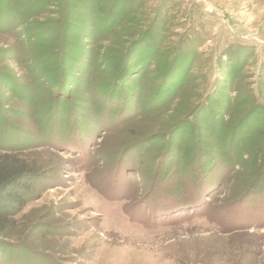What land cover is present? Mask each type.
Listing matches in <instances>:
<instances>
[{
    "label": "rangeland",
    "instance_id": "obj_1",
    "mask_svg": "<svg viewBox=\"0 0 264 264\" xmlns=\"http://www.w3.org/2000/svg\"><path fill=\"white\" fill-rule=\"evenodd\" d=\"M64 38L70 72L52 81L43 63ZM155 45L194 55L160 71ZM112 67L132 71L116 84ZM181 74L191 82L178 92ZM149 100L169 107L149 113ZM255 106L264 107V0H0V146L43 167L17 228L0 236V264H264V229H246L264 227V193L225 204L241 166L220 186L224 152L208 177L219 187L210 181L194 209L159 193L197 185L198 173L186 175L202 167L195 157L220 151L206 119L219 114L230 130L246 121L239 142ZM193 111L204 139L183 135ZM183 141L195 150L176 174L168 156Z\"/></svg>",
    "mask_w": 264,
    "mask_h": 264
},
{
    "label": "trees",
    "instance_id": "obj_2",
    "mask_svg": "<svg viewBox=\"0 0 264 264\" xmlns=\"http://www.w3.org/2000/svg\"><path fill=\"white\" fill-rule=\"evenodd\" d=\"M64 40L65 38L63 39L61 46L57 48L59 54H58V57L56 58L58 59L55 62L51 61L50 63H48L49 61H47V63H43L44 66L54 67V69L51 68L48 72L50 76H52V81H53V78L56 79L57 77L61 79L62 81L68 79V73L70 72V68L68 64L69 57L68 55H66V53L65 54L61 53V50H63V48L67 50V44ZM44 43L45 41L43 42L41 40L35 43L36 48L39 49V52L36 53L37 55H34V56H38V58H42L43 59L42 62H44L47 56L50 54L48 53L45 47L46 45ZM176 50H177L176 52L175 51L171 52V50H169L168 53H163V51H161V48L159 46H156L155 50H151L149 54L153 55L152 57L153 62L158 61L157 66L160 71H161V68L165 69L166 67H169V69L172 70L174 69V67H177L176 62L180 60L184 54L185 55L187 54L189 56L191 54L194 55V53H192V51L190 50H187V51H182L181 49H176ZM133 56L135 57L136 54ZM131 59L129 60L132 61ZM153 64L156 65V62ZM153 64L149 66H152ZM123 68L121 67L119 69H116V67H112V71H114L115 76L117 75L116 78L120 76V78L116 80V84L117 82L121 84L122 77L124 78L125 75H127L129 72L132 71L131 70L126 73H123ZM189 70L190 69H187V71ZM181 75H182L181 77L182 83L178 85L177 87L178 92H179V89L184 88L187 84L191 82L190 79L186 80L187 77H184L185 76L184 74H181ZM152 92H154V90H152ZM140 101L142 102V105L145 106L144 104L145 99L142 98ZM149 102L148 103L150 107L146 109L150 111L149 113L161 114L164 112V110H167L169 107L167 102L162 105L159 103H154V101L151 102L150 100ZM207 104H209L208 101H207ZM237 107L239 108L238 105ZM237 107H234V105H230L228 108L225 109L224 112L229 115H232L234 110ZM195 113H198V111H193L191 115L187 116L185 120L183 121L184 128L187 131L185 134H183L184 136H189V133L194 134V135L196 134L199 137L209 134V132H206V134L201 133L198 127H196V121H197L196 119H198L200 115L199 114L195 115ZM249 116L250 118H253L252 119L253 122L248 123L244 134L243 133L240 134L239 142H235V138L239 135L236 132V130L244 126L246 121L245 122L239 121L237 123L236 129L233 128L232 130H230L228 123L224 121L222 118H220L221 116L219 114L213 118L210 117L206 119L205 124H207V126L211 128L210 134L213 136L215 135L216 141L221 144L220 151L217 150L215 154H210L208 152H205L204 149H202L198 153L197 157H195L201 161L200 164H202V167L198 168L197 169L198 171L196 170V167H194L192 170L190 169L191 171H188L186 175H193L195 173L196 174L198 173V175H195L198 179L197 185L193 183L194 181H190V179H187V180H184L183 183L178 184V186H175V188H173V191H169L167 190L165 186H163L165 187V189L161 188L159 190V193H161L162 195H167L169 197L176 196L177 201H174V203L176 202L174 204L175 208L182 207V210L184 211H190L194 209L195 208L194 206L197 203V201H199L204 195H207L212 191L208 189L210 181L213 185L219 187V185H217V183L215 182L214 178L212 179L210 177V179H208V177L212 174L213 171L216 170L217 165H214L217 161L216 156H218V154L222 155L223 152H224L223 154H226L225 156L223 155L224 159H226L227 157H230L229 162H231L230 163L231 165H226V169L229 166L231 167L230 169H227L224 171V174L222 176L223 180L220 183V186L225 183L229 184L230 179L232 178V174L233 173L235 174L234 172L235 167L241 166L240 167L241 172L237 171L236 172L237 175L234 176L235 179H232L236 181L238 186H236V184H233V187L231 188L229 187V189L232 192V197L227 199L225 201V204L226 203L230 204L232 201H236L237 199L242 200L243 197L248 198V199L243 200V202L247 201L248 204H250L252 203L251 202L252 199L250 198V196H252V192L254 190H257V193L259 192L264 193V107L261 110L260 107L258 108L255 106V108L250 112ZM231 119L233 118L231 117ZM258 119H261V121H258ZM59 123L61 122L59 121ZM175 127L177 126H174V127L172 126L165 132L166 134H168L165 137L167 138V140L165 141L169 144V146L173 144ZM171 130H173V132ZM229 130L232 131L233 137L231 140H228L227 133H229ZM204 136H203V139H204ZM206 139L207 138H205V140ZM180 144L182 145L176 148L177 154L173 156L169 154L168 156L169 161L167 160L169 163L172 162V164H175L176 169H174V171L176 172V174L182 173L183 163L188 162V158H191L195 150L193 145H185V141L181 142ZM148 152L151 153V150ZM228 152L230 153V156H228ZM156 155L157 154L153 156H156ZM182 155L184 156V160L181 162ZM245 156H248L250 158V161H248L247 163L244 162ZM166 158L167 157H165L164 159ZM175 158L176 159L179 158V160H177L176 162ZM206 160H208L209 162L208 165L205 164ZM160 165L156 166V169H157L156 173L166 176L165 173L162 171L163 163H161ZM188 166L192 168V164L191 165L189 164ZM42 169L43 167L40 165L38 161L34 159H30L29 157L24 155V153L21 150L8 149L6 147L0 146V236L2 237L9 236L8 235L9 232L17 228L18 226L17 220L19 216L22 213H24V211L28 207V203L34 191L33 188L35 185V181L38 177H40ZM213 188H216V187H213ZM246 189H251L250 193H248L249 190L245 191ZM244 192L246 193L244 194ZM205 204L209 206L208 203H205ZM220 227L222 228L223 226L221 225ZM261 228L264 229L263 226L259 224L256 225L253 223V224H249L248 228L246 229H247V232L250 229H255L254 232L259 233L261 231Z\"/></svg>",
    "mask_w": 264,
    "mask_h": 264
}]
</instances>
